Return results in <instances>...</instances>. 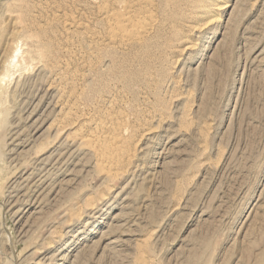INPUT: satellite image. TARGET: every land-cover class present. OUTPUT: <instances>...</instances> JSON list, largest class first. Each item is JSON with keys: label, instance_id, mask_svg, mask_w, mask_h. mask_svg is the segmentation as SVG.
Here are the masks:
<instances>
[{"label": "rangeland", "instance_id": "obj_1", "mask_svg": "<svg viewBox=\"0 0 264 264\" xmlns=\"http://www.w3.org/2000/svg\"><path fill=\"white\" fill-rule=\"evenodd\" d=\"M0 79V264L264 262V0H0Z\"/></svg>", "mask_w": 264, "mask_h": 264}, {"label": "bare ground", "instance_id": "obj_2", "mask_svg": "<svg viewBox=\"0 0 264 264\" xmlns=\"http://www.w3.org/2000/svg\"><path fill=\"white\" fill-rule=\"evenodd\" d=\"M24 1V0H23ZM135 2H136V0H135ZM15 3V2H14ZM129 3V2H128ZM151 3V2H150ZM21 4V3H20ZM16 5H17V3H16ZM131 5V4H130ZM15 6V5H14ZM21 6H22V4H21ZM143 6V5H142ZM19 7V6H18ZM111 7V6H110ZM190 7V6H189ZM24 8V7H23ZM140 8V7H139ZM20 9V8H19ZM110 10H111V8H109ZM128 9H129V7H128ZM128 9H127V12H128ZM144 9V8H143ZM136 10V9H135ZM141 10H142V8H141ZM140 10V11H141ZM14 11V10H13ZM145 11H146V9H145ZM126 12V13H127ZM136 12V11H135ZM139 12V11H138ZM110 13V12H109ZM112 13H113V11H112ZM125 13V14H126ZM143 13V12H142ZM191 13V12H190ZM128 14V13H127ZM134 14V13H133ZM145 14V13H144ZM144 14H143V16H144ZM25 15V14H24ZM107 15V14H106ZM148 15V14H147ZM150 15V14H149ZM156 15V14H155ZM190 15V14H189ZM23 16V15H22ZM109 16V15H108ZM115 16V15H114ZM121 15L119 14L118 16H116V18H115V20H114V26H112V28H113V31H112V33L117 37V36H122L123 38L124 37H133L134 38V36H139V35H141V34H143L142 32H144V33H146V29H147V27H146V22H144L143 23V21H142V23H139V25L137 26L136 24H135V26H134V28H132L131 27V29H127V27H126V21L128 20V18H126L125 16V18H123V17H120ZM122 16H123V14H122ZM128 16H130V15H128ZM141 16V15H140ZM151 17V16H150ZM152 17H154L153 15H152ZM157 17V16H156ZM114 18V17H113ZM214 19V18H213ZM137 20H138V18H137ZM144 20V19H143ZM107 21V20H106ZM111 22H113V21H111ZM135 23V22H134ZM133 23V24H134ZM137 24H138V22H137ZM153 24V23H152ZM110 26V25H109ZM147 26H148V24H147ZM129 28V27H128ZM148 30H149V27H148ZM112 33H110L111 34V36L110 37H112ZM153 33V32H152ZM109 34V35H110ZM98 35V34H97ZM100 35V34H99ZM96 36V35H95ZM150 37V36H149ZM114 38V37H113ZM113 38H112V40H113ZM123 38H118V39H123ZM126 38H124V40L126 39ZM132 38V39H133ZM138 38V37H137ZM144 38V37H143ZM117 39V40H118ZM127 39H131V38H127ZM127 39H126V41H127ZM148 39V38H147ZM146 39V40H147ZM115 40V39H114ZM136 40V39H135ZM140 39H138V41H139ZM143 40V39H142ZM145 40V41H146ZM149 40V39H148ZM20 42V41H19ZM100 42V41H99ZM117 42V41H116ZM123 42V41H122ZM130 42V41H129ZM97 43V42H96ZM121 43V42H120ZM128 43V42H127ZM147 44V43H146ZM120 45V44H119ZM117 46V45H116ZM136 46V45H135ZM140 46V45H139ZM126 47V46H125ZM17 48V47H16ZM144 49V48H143ZM142 49V50H143ZM17 50V49H16ZM19 50V49H18ZM117 50V49H116ZM132 50V49H131ZM36 52H38V51H36ZM142 52V51H141ZM20 53V52H19ZM86 53V52H85ZM128 53V52H127ZM22 54V53H21ZM24 54H25V52H24ZM97 54V53H96ZM109 54V53H108ZM132 54V53H131ZM17 55V54H16ZM16 55H14V57H16ZM115 55V54H114ZM141 55V54H140ZM92 56V55H91ZM24 57V56H23ZM99 58V57H98ZM106 58V57H105ZM16 59V58H15ZM24 59V58H23ZM32 59H33V56H32ZM95 59V58H94ZM136 59V58H135ZM99 60V59H98ZM92 60H90L89 61V64H90V62H91ZM18 62V61H17ZM116 62V61H115ZM138 62V61H137ZM136 62V63H137ZM120 63V62H119ZM16 64V63H15ZM22 64V63H21ZM8 65V64H7ZM90 65H92V64H90ZM96 66V65H95ZM94 66V67H95ZM97 66H98V64H97ZM106 66V65H105ZM109 67V66H108ZM6 68V67H5ZM92 68V67H91ZM123 68H124V66H123ZM128 70V69H127ZM130 70V69H129ZM138 71V70H137ZM12 72V71H11ZM7 73V72H6ZM97 74V73H96ZM123 75V74H122ZM132 75H133V72H132ZM95 76V75H94ZM102 77V76H101ZM5 78V77H4ZM114 79V78H113ZM120 79V78H119ZM1 80V79H0ZM93 80V79H92ZM102 80V79H101ZM125 80V79H124ZM144 80H145V78H144ZM107 81V80H106ZM141 81V80H140ZM94 82V81H93ZM118 83V82H117ZM139 83V82H138ZM140 84V83H139ZM123 85V84H122ZM85 88V87H84ZM91 88H92V86H91ZM109 88V87H108ZM125 89V88H124ZM105 91V90H104ZM125 91V90H124ZM72 92V91H71ZM78 92V91H77ZM83 93H85V92H83ZM103 93V92H102ZM80 94V93H79ZM98 94V93H97ZM116 94V93H115ZM114 94V95H115ZM111 95V94H110ZM96 97V96H95ZM96 99H98V98H96ZM104 103V102H103ZM102 104V103H101ZM110 104V103H109ZM113 104V103H112ZM73 107V106H72ZM97 108H99V107H97ZM70 109V108H69ZM68 109V110H69ZM97 110H99V109H97ZM102 110V109H101ZM111 110V109H110ZM113 111V110H112ZM76 113V112H75ZM106 113V112H105ZM104 113V114H105ZM71 114V113H70ZM97 114V113H96ZM111 114H113V113H111ZM106 115V114H105ZM109 115V114H108ZM115 115V114H114ZM100 116V115H99ZM112 116V115H111ZM116 116V115H115ZM94 119V118H93ZM107 120V119H106ZM58 121V120H57ZM113 121H114V119H113ZM56 122V121H55ZM95 122V121H94ZM74 123V122H73ZM96 123V122H95ZM106 123V122H105ZM61 124V123H60ZM70 124V123H69ZM107 124V123H106ZM65 125H66V123H65ZM96 125V124H95ZM56 126V125H55ZM97 126V125H96ZM58 127V126H57ZM62 127H63V125H62ZM62 127H61V129H62ZM92 127V126H91ZM69 128V127H68ZM95 128V127H94ZM60 129V128H59ZM78 129V128H77ZM81 130V129H80ZM95 130V129H94ZM115 130V129H114ZM83 131V130H82ZM97 131V130H96ZM112 131V130H111ZM60 132V131H59ZM103 132V131H102ZM93 133V132H92ZM97 133V132H96ZM109 133V132H108ZM121 133V132H120ZM93 135V134H92ZM101 135V134H100ZM69 136H70V133H69ZM73 137V136H72ZM75 137V136H74ZM89 137V136H88ZM87 137V138H88ZM91 137V136H90ZM92 137H94V136H92ZM115 137V136H114ZM117 137V136H116ZM114 139V138H113ZM95 140V139H94ZM121 140H122V138H121ZM120 140V141H121ZM127 140V139H126ZM85 141V140H84ZM97 141V140H96ZM95 141V142H96ZM83 142V141H82ZM86 142V141H85ZM100 142V141H99ZM105 142V141H104ZM112 143V142H111ZM118 143V142H117ZM82 144V143H81ZM86 144H87V142H86ZM100 144V143H99ZM96 145V146H98V149L100 150L99 152H102V151H104V150H102V149H100V145L102 144H100V145ZM106 144V143H105ZM125 144H126V142H125ZM114 145V144H113ZM60 146V145H59ZM67 146V145H66ZM100 146V147H99ZM104 146V145H103ZM117 146H118V144H117ZM125 146V145H124ZM95 147V146H94ZM115 147H116V145H115ZM119 147V146H118ZM123 147V146H122ZM127 147V146H126ZM102 148V147H101ZM105 148V147H104ZM102 150V151H101ZM105 150H106V148H105ZM120 150V149H119ZM119 150L117 151L118 153H120L119 152ZM124 150V149H123ZM127 150V149H126ZM62 151V150H61ZM107 152V151H106ZM110 152L112 153V148H111V150H110ZM109 152V153H110ZM108 153V154H109ZM110 153V154H111ZM102 154V153H101ZM58 155V154H57ZM104 155V154H103ZM112 155V154H111ZM118 155V154H117ZM120 155H122V153H120ZM113 156V155H112ZM114 157V156H113ZM118 157H120V156H118ZM121 157H123V156H121ZM102 158H103V156H102ZM105 158V157H104ZM110 158H112V157H110ZM115 158H117L116 156H115ZM105 159H108V158H105ZM113 159V158H112ZM120 160V162H121V159H119ZM102 161V160H101ZM109 161V160H108ZM116 161H118V160H116ZM107 162V161H106ZM119 162V163H120ZM103 163V162H102ZM119 163L117 164V165H115V166H118L119 165ZM122 163V162H121ZM120 163V164H121ZM113 163H111V164H109L110 165V167H111V165H112ZM123 164V163H122ZM106 165H108V163L106 164ZM114 166V167H115ZM112 169V168H111ZM108 170V172H111V171H109V168L107 169ZM114 171V170H113ZM91 203V202H90ZM92 205V204H91ZM102 206V205H101ZM94 207V206H93ZM95 210V209H94ZM56 254V253H55ZM67 256V255H66ZM61 257V256H60ZM64 257H65V255H64ZM262 259V258H261ZM38 263V262H37ZM261 264H264V262H262Z\"/></svg>", "mask_w": 264, "mask_h": 264}]
</instances>
